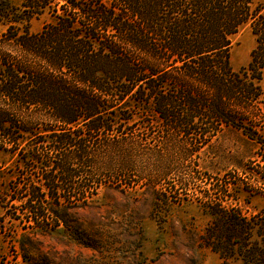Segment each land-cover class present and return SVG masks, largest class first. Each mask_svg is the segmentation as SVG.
Here are the masks:
<instances>
[{"label":"trees","instance_id":"1","mask_svg":"<svg viewBox=\"0 0 264 264\" xmlns=\"http://www.w3.org/2000/svg\"><path fill=\"white\" fill-rule=\"evenodd\" d=\"M44 15L31 32L29 22ZM0 23V209L22 225L12 240L22 264H52L41 243L77 225L69 215L89 205L104 179L124 192L143 179L159 193L152 166L165 164L163 177L182 173L195 147L224 129L257 145L261 172L249 181L236 164V177L204 194L213 221L200 244L220 264H264V205L251 208V198H264L256 125L264 116V5L0 0ZM245 27L255 45L235 70L233 38ZM171 144L176 155L166 152Z\"/></svg>","mask_w":264,"mask_h":264},{"label":"rangeland","instance_id":"2","mask_svg":"<svg viewBox=\"0 0 264 264\" xmlns=\"http://www.w3.org/2000/svg\"><path fill=\"white\" fill-rule=\"evenodd\" d=\"M9 1L19 5V0ZM255 1L264 5V0ZM47 19V15L32 19L30 31L40 30ZM4 30L5 26L0 23V32ZM232 44L231 65L238 70L247 64L255 45L248 27L234 36ZM256 125L264 138V116H259ZM135 132L142 136V130ZM152 137L160 140L161 134L154 129ZM176 149L171 144L166 152L176 155ZM195 149L197 152L186 162L182 173L171 172L163 177L165 164L152 166L153 175L158 177L153 182L159 191L156 194L147 189L150 181L133 178L138 184L124 192L104 179L89 205L69 215L77 225L68 230L60 227L57 236L44 239L42 254L52 264H220L218 256L200 244L201 236L213 221L206 213L204 194L212 186L220 185V181L235 176L236 164L244 169L241 177L251 181L256 172H261L260 150L233 129H224L208 144ZM146 170H150L149 164ZM6 180L7 176L0 175V184ZM240 196L243 199L246 195ZM263 205L264 198H251V208ZM3 214L0 209V264H22L12 240L19 239L24 230ZM72 232L77 234L76 241L71 239Z\"/></svg>","mask_w":264,"mask_h":264}]
</instances>
